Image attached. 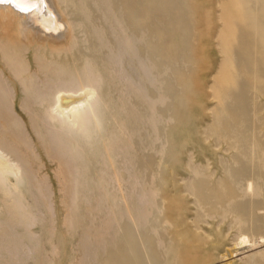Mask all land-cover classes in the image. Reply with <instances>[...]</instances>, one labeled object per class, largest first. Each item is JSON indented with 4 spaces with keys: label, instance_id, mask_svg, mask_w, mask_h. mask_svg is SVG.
<instances>
[{
    "label": "rangeland",
    "instance_id": "obj_1",
    "mask_svg": "<svg viewBox=\"0 0 264 264\" xmlns=\"http://www.w3.org/2000/svg\"><path fill=\"white\" fill-rule=\"evenodd\" d=\"M107 1H109L108 3H110L109 6L107 5L106 0H103V2H104L103 8L98 6V9L100 8L101 12H104L106 14V16L103 19L101 18V20H104L101 22H102L104 27L107 26L108 28L109 27L110 28L114 27V28L112 30V28L107 29V27H106L105 29H106V33H108L107 34L108 38H106V36L105 37L103 36V38H105V39H103V41H101L102 39H99L98 41L100 43H102L106 39H108V41L107 40L105 41V42H107V45H108V43L110 45L111 44L113 45L112 47L111 46L107 47L106 45H104L102 43L103 49H105L107 47L105 49V50H107L110 47L108 49L109 51L107 50L108 52L105 50H102L104 52L101 55V56H103L104 53H106V57L105 56L104 57L106 59L108 58L109 60H105L104 57L100 58V54L98 51L99 48L95 49L94 45H92L93 41L96 40L95 38L93 40V37H92L93 36L92 32L95 31L94 27L92 26L93 31H91L92 28L89 27L90 25L88 24L89 26H87V24H86L89 20H90L89 22L91 24H94V25L96 24L93 21L94 19H96L98 17V16L95 17L97 15V11H96L95 12L96 14L95 13L92 14V15H94L95 18H93L92 15H90V16L93 19L92 18L89 19V17L88 18L84 17V18H86L85 21H87V22H84V18L83 19L81 18L82 27L85 30L87 27L88 28L86 30L85 38L82 39V42L79 45V51L76 50V52L77 51L81 52V54L79 53L80 56H78V54H77L78 52L77 53L75 52V58H74L75 63H74V61L69 59V57L73 52V51L71 52L70 50L76 49L75 48L76 45L72 44V43L76 42V39L74 38L75 37L74 32L71 30L72 25L68 24L67 21H66L65 27H67V26L68 27L64 29L62 37L61 38L59 37L57 39L52 38V39H55V40H52L50 37H48V38L45 36L43 37L39 33H35L36 31L32 30L30 27L29 28L28 27L22 28L21 24L19 23L20 20H22L21 18H19L20 19L19 20L18 16L16 17L13 13H11L7 9H5V10L0 9V39L6 41L9 44V45L8 44L7 45L10 47V49L12 47H14V50L12 51V49H11L10 53L8 50L4 49L6 51V55H7V51H8V54L15 53L16 52L15 50H19L17 48L22 49V50H19L20 53H21V51H23L21 53V57L23 56L22 61L19 63L8 61L5 58H3L2 56H0V149L1 150L5 149V150H3V152H7L8 155L11 154L10 157L11 158L13 157L16 160L15 162L17 164L20 163L19 166H20V169L22 170L23 173L24 172L26 173V170L28 171L24 175H25L26 179L30 180V182H31L29 189H28V191H30L31 193H29L28 191H27L28 193L26 191H23L24 196L22 195L23 199L21 200V203L22 202L24 203V204L22 203L24 208L27 207L26 208L27 212L29 211L28 214L30 215V213H33V214H31L32 218L36 219V221H35L36 223H35V225H33V228L30 227L32 224L29 226V228H30V229H28V230H30V232H29L30 235H29V233L27 232L28 225H27V227H25L26 225H24L23 223H20V225H18V224H16L17 221L14 220L15 218L11 215L9 216L8 213H9V210L11 209L12 205L10 206V203L4 197L5 195H3L0 191V207H2V208H0V216H1L0 217L1 218L0 219V239L3 240V241L0 240V258L2 257L1 258L2 260L0 259V264H104L105 261L109 259V257L106 260L103 257L108 256V254L114 255L113 257L115 260L112 258V256H110V258H112L114 261H116L114 264H118V263L119 264H125L124 261L126 263H129L130 258L127 257L129 255V250H128L129 244L127 242L128 240H127V235H126V231H125L127 229L131 230V232H132V230H134V232H132L131 234H132V236H135V237H133L135 244L138 246L139 245L141 246V249H140V247L137 248L138 253H141L143 255V252H145V250H146V253H148L149 255L154 257V259L152 258L153 260H151V258H150L151 256L149 257V259H148L149 262H150V260L152 261L149 264H155L157 261H159V263L157 262L158 264H214L211 262L206 263L212 257L209 255L206 256L205 253L203 254L201 252V248L204 249V244L213 243L217 236L218 237L220 236L219 242L221 241V249L232 247L235 240H236V237H237V235H239V233L245 234L251 240H258L259 241L260 235H261V237L264 238V223H263L264 222V198L262 196H257L256 198L251 199V200L245 198L243 201L240 202V204H237L236 201L234 200V195H233L234 193L229 192L231 190V188L228 186H225V184H227V183L224 182V186L227 188L224 192V196H223L224 198H222L223 200L221 199L222 201L220 200L221 202L219 203V205H222L221 208H224L225 207L224 203L230 202L228 204L227 210L233 214H236L238 212L241 213L243 216V220H245L244 221L245 227L238 230L236 227L237 222L233 218L234 215H232L231 217H230V215H227V216H225V220L222 223L218 224V221H220V220L217 218L215 220L210 221L213 224L219 225L218 231H215V232L213 231L212 236L210 238H208V237L198 238L195 234L191 233L190 230H188L187 226L181 227V229L179 227H178L179 228L178 229L175 225H174V227L171 226L170 222L176 220V219H174V220H171V219H173V218L178 219V217L175 216L174 213H172V217L170 219L169 214H167V211H166V208L169 205V203L166 200L168 195H167L166 191H164L163 187H161V185H162L161 181H163V180L165 181L166 177H165V175L162 176L163 178H160L161 179L160 181H158V179L151 177L152 176L151 175V171H152L151 165L154 163L153 161H156V158H158V156H162V155H165L166 153L170 152L171 141H172L169 138L170 134L173 133V130L174 131L178 130L177 129L178 127L176 128L178 122L179 123L185 122V121L181 120V117L183 119V116L185 115L184 113H186L185 112L186 107L192 108V110L194 112L196 110L198 115L200 113H202L201 114V116L203 115L202 116V125L207 126L206 128L204 126V129H206L207 132L211 131L210 133L220 134L221 132L224 133L223 130L229 127L228 131H227V129L224 130L225 132H228V133H225V135L227 134V136L232 135V132H233V131H231V130H233V129H231V127L233 128L232 125L234 123V119L230 118V117L232 115L233 116L236 115L235 107H237V106H239V107L241 106V108L243 107L242 108L243 109L242 110V117H244V119H243L244 121L246 120V117L249 114L248 109L250 106H252L251 105L252 102L250 99V93L248 92L247 85L244 81H242V80L240 81L239 79H237L238 77L233 72V64H230V63L234 62V58L236 55L235 47H233V44H231V43L229 44V46H228L229 47L228 48V54H229L228 59L229 60L231 59V61H229L228 63L224 62V56L222 55L223 53L221 54V52H222L221 48H219L217 46L219 42H218V40L215 39V35L219 31V26L222 25L221 22L219 21V19H217L218 14H219V8H218V1L219 0H196V1L195 0H172V1L171 0H155L154 1V10L152 11V13H149V15H148L150 18L147 16L146 21L139 27V29H140V31L142 30V32H145V34L143 33L145 35V37L142 34L144 37L143 38L144 40L141 38L142 39L141 43L144 45V48L146 49V50L145 49L143 50L145 52V54L144 53H142V54H144V56L147 54L146 58L144 57L145 58L144 60L149 61L150 64H151V61L154 60L153 64L155 66L154 67L155 69L150 67L149 62L145 61L147 64L145 62L142 63L141 62L142 60H138V59H137L138 61H136V62H134L135 60L133 61V58H135L133 53H135V51H134V49L131 48L132 44L130 45V43L134 40L133 42H134V44H136L135 43L136 40L134 39L135 38L134 36L136 35V33H135L136 29H134L132 24L129 23L131 21L129 19L130 16L128 14L127 9L134 8L133 3L135 1H133V0H107ZM136 1L138 3L141 2V0H136ZM137 2H135V3H137ZM100 3L102 6L101 0L97 3V5H100ZM112 3H113V5H112ZM172 5L178 6V7L175 6L177 9L176 8H175L176 10L173 9ZM190 5L193 7H191ZM128 6H130V7H128ZM112 7H113V9H112ZM109 8L112 9L113 17L115 14H116V16H117V14L120 16V19L118 16V18L112 17L111 20L117 19V22L120 20L118 23L116 22L117 25H121L120 23L125 24V26L123 24H122L123 26H120L121 32L118 29H116L118 26L112 24V21L109 20V18L111 17L110 15L108 16V13L110 12ZM190 8H191V10H190ZM195 8H196V11H195ZM198 8L200 10V13H199ZM191 11H193V12L195 11V12L193 13ZM124 12L127 14H125ZM216 13H217V15H216ZM190 14H191V16H193V18L190 16ZM197 14H199V15H197ZM178 16H179V18H178ZM189 16L193 19L192 20L193 22L191 21V18ZM176 17H177V19H176ZM181 17H182V19H181ZM197 17H198V19H197ZM62 18H65V17L62 16ZM121 20H122V22H121ZM179 21H183V23L181 24V22H179ZM5 22H6V24H5ZM173 22H175V23H173ZM197 22L200 24V26ZM109 23L111 24V26ZM113 23H114V20H113ZM148 23H151V24H148ZM184 23L186 24V26H184L185 25ZM189 23H192V24L189 25ZM129 24H131V25H129ZM145 24H148V26H149L148 31H146L147 29H145V28H147V26ZM170 24L172 26V27L170 26L171 29L173 28L172 30L170 28L169 29L167 28L168 25H170ZM199 27H202V28H199ZM3 28H4V30H3ZM72 28H73V26H72ZM90 28H91V30H90ZM95 28H97V26ZM150 28L154 29V30H151ZM176 28H178V30ZM197 28H199V29H197ZM125 29L127 31H125ZM133 29H134V31H133ZM143 29H144V31H143ZM155 29L161 30V31L162 30L166 31L168 29V31H167L168 33L167 32H165V33L161 32L162 33L161 34V33H159L160 31H156ZM189 29H190V31H189ZM89 30L91 31V33ZM110 30H112L113 32L112 33L109 32ZM149 30H150V32H149ZM88 31H89V33H88ZM118 31L120 32V34ZM151 31L154 34H152ZM177 31L179 33H181L180 34L181 36L178 34H175V32L177 33ZM187 31L191 34H188ZM95 32H97V31H95ZM95 32H93V33H95ZM146 32H148V33H146ZM170 32H171V35H167V34H170ZM182 33H187V34H185L186 39L190 38V39H187L188 41L184 38L187 43L189 42L188 46H187L188 49L186 48L187 43H185V41H182V42H184L183 44H185V45H183L182 42L180 41L181 39L184 40L183 39L184 36L182 37V35H183ZM192 33H194V34H192ZM87 34H89L90 37ZM132 34H135V35H132ZM157 34L159 36H156ZM94 35H96V34H94ZM146 35H147V37H146ZM152 35H154L155 37L153 36L154 37L153 38ZM187 35H189V36L187 37ZM194 35H196V36H194ZM91 37H92V39H91ZM151 37L153 40L151 39ZM109 39H110V41H109ZM121 39H122V41H121ZM157 39H159V40H157ZM164 39H166V40H164ZM1 40H0V43H2V44H1L0 48L2 46L3 47L6 46L5 42H3ZM8 40H10V41H8ZM148 40L149 41L152 40V42L150 41L152 44L150 42H148V44H147V42L143 43V41H148ZM168 40H170V41H168ZM19 41H20V43H19ZM87 41H89V42H87ZM120 41L122 43L123 42H125V43L122 44ZM126 41H128V42H126ZM153 41H155V42H153ZM159 41H162V42L160 43ZM85 42H86V44H85ZM174 42L176 43L177 46H175L173 44ZM179 42H180V44H179ZM199 42H200V46L198 45ZM126 43H127V45H126ZM145 43H146V45L151 44L150 46L153 47V49L155 48V50L157 52L155 50L149 48V47H146ZM153 43L156 45L158 43L159 47H157V46L154 47ZM17 44L19 47L17 46ZM10 45H12V46H10ZM71 46L74 48H72ZM83 46L86 48H84ZM134 46H136V45H134ZM89 47H90V49H89ZM162 47H165L166 50L164 51V49H161ZM170 47H171V49H170ZM231 47H232V49H230ZM87 48H88V50H87ZM91 48H92V50H91ZM100 48H102V46H100ZM130 48L132 50H130ZM199 48H201V49H199ZM124 49L125 50L127 49L126 51L129 50L131 52V54H133V57L129 54V51L127 53L126 51H124ZM159 49H161V51H159ZM197 49H198V51H200V53L197 51ZM0 50H3V48ZM84 50H86V52ZM167 50H169V51H167ZM192 50H194L196 54L193 53ZM229 50H230V52H229ZM67 51L68 52L70 51L71 53L70 52L68 53ZM132 51H133V53H132ZM172 51L174 52L173 54H175V55H173L171 53ZM38 52H43V53L45 52L46 57L53 59L54 62L53 63H43L44 60L40 58L41 53L39 54ZM153 52L157 53L156 55L154 54L156 56V58L159 54L158 52H162V53H160L159 57L157 59H155ZM163 52H164V54H163ZM179 52H181V53H179ZM3 53L5 54L4 51H3ZM56 53L59 55H55ZM63 53L65 54V57L63 56L64 55ZM66 53L69 54V56H67L68 58L66 57V55H67ZM150 53L153 56L151 55V57L149 59L148 56H150ZM86 54H88L89 57L86 56ZM93 54H94V56L90 57ZM137 54H138V52H137ZM169 54H172V55H169ZM194 54L196 57L194 56ZM197 54L199 56H197ZM96 55L98 57H96ZM163 55H165V56H163ZM83 56L91 58L90 60L92 62H90V60H89V67H91V68H89V73H90V70H92L94 72V70H96V67L97 68L100 67V65H102L104 61H109L108 62L109 65L107 64V62H105L104 65L101 66V68H98L99 71L97 69L99 74L101 73L100 70L102 69L103 75H105L104 76L105 78H103V77L102 78L107 79V80H102L101 79L102 75H100V80H102L101 84L104 86L109 85L107 87L105 86L106 92L104 94L108 95V96H106V98L112 104V105L109 104L110 106H108L109 107L108 110L109 111L111 110L112 112L110 111L111 114L106 115V119H105L106 121L104 123V126H105L104 129L105 130L102 134L103 135L102 138L103 139L105 138V140H107V138H110L111 135L113 133H115L114 138L116 135V138L118 137V139H114V138L110 139V142L113 139L111 142V145H112L111 147L114 146L112 148V152H111L112 154L111 155L110 154L108 155L105 152L104 146H106L107 142L106 141L104 142V140L101 137L100 138L102 140L98 137L96 138L97 140L99 139V143L95 139V141H93L94 144H92V146L90 145L88 147L87 146L84 147V149L82 148V151L84 152L85 149L87 150V149H90V147H91L89 152L92 155L87 154L88 150L87 151L85 150L86 153L85 152L83 153V155H84L83 157L84 158L88 157L87 158V160H88L89 157L91 156L90 157L91 160L89 159L87 161L86 159L84 160V158L80 159L81 164H83L84 162H87V163H84L82 165L84 168V169L82 168V170H85V171L81 170V172H80V169L78 171L76 170V168L78 169V165H79V161H80L78 159L79 156L77 159H75L77 156L75 158H73V156H75V155L71 156L72 154L69 153L72 151H66V150L70 149L68 143H67V146L69 148L67 149V147H66V149H65L66 143H64V142H66V140L64 138L58 136L61 134H59V132H58L57 133L58 135H57L56 134L57 130H55L54 128H51V126L49 124L50 122L49 121L46 122L43 117H44V114L50 108V106H53L54 101H56L55 100L56 96H54V97L52 96V99H51V97L49 98L50 95H52L53 93H55L56 90H59V89L60 90H64V89L67 90V88H68V90L69 89L72 90L74 88L75 89L77 88V86H78L77 84H79V82H78L77 78L74 77V75L68 74V73H70L68 68H71V66L73 64L78 66V67L81 66V64H80L81 60L80 59L84 58ZM94 57H96L95 60H94ZM166 57H168L167 61L173 60L174 64H172V62H170V63L167 62ZM194 59L197 60L198 64L195 63L196 65H193L194 64L193 62H195ZM68 60H70L71 62ZM99 60H100V62H98ZM129 61H133V63H131V66H130V63L129 64L127 63ZM59 62L65 63L66 69H63L61 71H58L59 73L58 72L56 73V71H55L56 65L55 64H58ZM95 62L97 63V65L95 64ZM221 62L224 64H222ZM91 63H92V65H94V67H92ZM158 63L159 64L162 63L163 65L165 63V65L164 66H162V64L157 65ZM167 63H169L171 65L169 67H167V65H169ZM199 63H201L202 65L200 64L201 66H199ZM217 63L221 67L217 66ZM225 63H227V65H225ZM209 65H210V67H209ZM21 66L24 68H22ZM105 66H107L109 69L103 68ZM171 66L173 69L172 68L170 69ZM194 66H196V67H194ZM197 66H199V68H197ZM227 67H228V69L230 68L229 69L230 71L225 73L227 75H224L223 73H224V71H227ZM54 68H55V70H54ZM150 68H151V70H150ZM194 68H196V69H194ZM104 69H108V72H107V70L104 71ZM157 69H159L160 70L159 72L163 73V74L158 76V81L156 82V84H154L156 87L155 91L157 90V88H159L160 90H158V91H159V93H161L162 92L161 90L164 89L163 92H165V93H161L160 95L161 96L164 95L163 98H166L165 101L167 103L164 100H162V102L164 101L165 103L160 102V103H162V104H160L159 102H156V101H159V99L156 100L157 98H155V101H154L153 100L154 98L152 99L150 97L151 95H148L149 93L146 92L147 90L145 89L146 85H145L144 81L151 80L153 72L154 73L158 72ZM204 69H205V71H204ZM191 71H193L194 74ZM216 71L219 72V73H217V77L219 78L218 84L220 86L219 87L220 90L221 91L227 90V88H228L227 91L221 92L222 98L220 97V102L219 101L217 102V100L214 98V96H212L213 92L211 89L212 83L214 82L213 78H214ZM61 72L63 73V75ZM106 72L109 73V75L106 74ZM164 72H165V74H168L167 77L165 76ZM230 72H231V74H228ZM64 73H66V74H64ZM133 73L139 74V80L135 79L132 76ZM191 73H192V75H191ZM57 74H59V76ZM95 74H96V71L94 72V75ZM94 75L92 72L89 75V80L92 84H93V82L95 84V82L97 80V79H95ZM97 75H98V73H97ZM222 75H223V78L221 77L222 79H220V76H222ZM64 76L66 77V79H64ZM69 76L73 77L74 80L72 78H69ZM225 76H228V77L225 78ZM61 78H63V79H61ZM96 78H99V77L97 76ZM178 78L181 79L183 81V83H181V80L178 83V81H177V80H179ZM58 79H59V81H58ZM67 79H69L70 81L73 80L75 84L73 82H70L69 80L66 81ZM184 79H185V81L187 79L186 83L191 84L192 86L185 84ZM200 79H201V81H200ZM225 79H227V81L229 83H227V81H225ZM197 80L200 81L201 83L198 82ZM106 81L107 82L110 81V83L108 82L109 83L108 84V83H106ZM165 81L169 82L170 84L165 82ZM210 81H211V83H210ZM224 81H225V83H223ZM111 82H113V83H111ZM137 82H139V83H137ZM163 82H164V84L165 83L169 84V87H170L169 89H171L172 87L173 88L171 90L167 89L169 91V92H167V90H165L166 88H168V86L166 84H165V87L162 86L163 89L160 86V85H164ZM220 82H221V85H220ZM230 82H232V83H230ZM97 83L100 85L98 80H97ZM205 83H206V86H205ZM222 83L225 84V86L222 85ZM111 84H113V86H111ZM181 84H185V85L182 86ZM115 85L117 86V88L115 87ZM179 85H180V87H179ZM236 85H237V87H236ZM139 86H140V88L142 87L141 88L142 92L139 90L140 89ZM186 86H188L187 87L188 92L186 91L187 89L184 90L186 88ZM197 86H198V88H197ZM228 86L231 88L229 89ZM232 86H235V87L233 88ZM110 87H112V89H113V87H114V89L115 88L120 89V93L123 94L124 96H125L124 92H126V91L130 92V93L127 92V94L129 96L131 95L132 92H134L132 94L134 95V97L136 99L132 98L133 95H131L130 100H133L132 102L128 99L129 103H127V101H125V99H122V100H124L123 102L126 103V105H127L124 107L129 108V110L127 108L124 109V111H126V110L129 111L128 115H127L128 111L125 112L127 117L121 116L125 113L121 108H118L120 104H119V102L116 101L117 96L115 95V92H117V91L114 90L115 91L114 92L112 89H110ZM181 87L182 88L184 87L183 90L187 93L193 91L191 93L194 94V92H196L195 93L196 97L201 98L199 100L202 102L203 107L200 106L202 109L198 110V107H193V106H184V107L181 106L180 109H178L179 105L182 103V102L180 103V100H182L183 98H184L183 100L186 99L185 97L190 98V100H192V102H193V100H195V98H194L195 95H192L189 93V95H191V96L188 97V94H185V92L182 90ZM107 88H108V90L110 89L112 91V93H111V91H109L112 96L115 95V98L113 97V99H115V100L112 99V96L110 95V93H108ZM234 89H236V90H234ZM148 91L150 92V90H148ZM210 91H211V93H210ZM180 92L183 95L182 94L180 95ZM62 94L63 93H59L58 97L64 96V94L63 95ZM116 94H119V93H116ZM229 94H231V95H229ZM105 95H104V97H105ZM65 96H69V95L66 94ZM110 96H111L112 100L110 99ZM129 96H126V97H129ZM161 96H158L160 98V100L162 98ZM137 97L138 98L140 97V99L138 100ZM141 98L143 100L145 99L144 101L147 102V104H149L148 101L150 102L152 100V101L157 103V106H155L156 103L153 104L154 102L151 103L152 102L151 101L150 104H153V105H152V107L148 105V107H150L148 109V108H146V106L143 105L145 103L143 100H142L144 102L143 104H141L142 102H139V101H141ZM198 98H196V99H198ZM25 99H26V101H25ZM126 100H127V98H126ZM135 100H136V103H135ZM37 102H39V103H37ZM112 102H114V103H112ZM175 102L178 104L177 106H176ZM133 103H135V104H133ZM55 104H54V106H55ZM132 104L134 105V107ZM163 104H164V106H163ZM220 104H222V106H220ZM21 105H22V107H21ZM27 105L28 106L30 105V106L28 107ZM158 105L162 106L163 108H161ZM165 105L167 106L166 108H165ZM216 105H218V107ZM111 106H112V109L113 108L115 109L114 112H116V114L113 112L114 109L113 110L110 109ZM116 106H117V108H116ZM27 107H28V109H27ZM131 107H133L134 110L136 108L138 109L140 107V109H139L140 111L136 110L138 112V114L136 111L133 112ZM153 107H154V109H153ZM141 108H142V110H141ZM158 108H160L161 110ZM222 108H224V109L222 110ZM246 108H247L246 111H248V112L245 111ZM117 109H118V111H117ZM120 109L122 110V112H119ZM176 109H178L180 111L182 109L183 111L184 110L185 111H184V113H183V111H181L180 113H178L179 114L178 115L175 113L177 111ZM213 109H215L214 113L212 112ZM225 109H227V110H225ZM31 110H33V111H31ZM148 110H149V112H147ZM152 110H154V112L156 111L157 114L155 113V115H154V112ZM157 110H160L163 113L162 114L160 111H158L159 113H161L162 116L157 112ZM207 110H208V112H207ZM220 110H222V113ZM228 110H230L231 112ZM199 111H201V112H199ZM224 111L227 113H225ZM28 112H29V114H28ZM131 112L133 113L135 118L138 117L139 114H140L139 115L140 117L143 114H144L143 117L146 116L145 114H147V115L153 114V116H151V118L152 119L155 118V119L152 120L153 123H151L152 121H150L149 119H144V118H140V117L137 118L136 119L137 121L140 119L142 121L145 120V123H144V121L143 122L139 121V122H142L145 124V125H143L144 129H141L142 123L141 124L138 123V126H136V127H135V125H137L136 120L134 121V119H132V123H131L130 118L131 117L133 118V115L130 116ZM135 112H136V114H134ZM211 112L213 114H215V116L217 117L218 126L215 125L217 128L214 127L213 124L209 123L214 116L213 114H211ZM229 114H232V115H229ZM47 116L48 115H46V117ZM110 116H112V118L114 116H116V117H114L112 119V118H110ZM120 116H121V120H120ZM128 116H130V117L128 118ZM41 117L43 118V120H40V119H42ZM160 117L162 119V122L158 121V120H161ZM172 117H175V119ZM176 117H178V118L176 119ZM123 118L125 119L124 122H123ZM117 119H119V120H117ZM179 119H180V121H179ZM126 120H128V121L130 120V121L128 122ZM147 120H149L148 121L149 125L146 123ZM115 121H117V122H115ZM229 121L230 122L233 121V122L230 123ZM135 122H136V124H135ZM158 122H160V123H158ZM206 122H208L210 124V126H208V123L206 124ZM221 122L225 125H222ZM227 122L230 125L228 127H227V125H228ZM246 122L248 123V117H247V121H245V123ZM40 123L43 125H40ZM127 123H129V124H127ZM156 123L158 124V126L156 125ZM13 124H15L16 126L15 125L13 126ZM17 124H18V127H17ZM118 124H121V127H124V128L129 126V127H131L130 129H133V127H135L133 130H135L137 128L136 130H138V131L135 132V134L137 133L136 136H134L135 135L134 131H133V133L130 132L132 130H130L128 127L127 131H129V133L131 134V136H129L130 134L126 133L127 131H122L123 130L122 128H120V129L117 128L120 126V125L118 126ZM133 124H135V125L133 126ZM159 124H160V126H159ZM185 124H187V122ZM44 125H46V126H44ZM48 125L50 127H48ZM146 125H148V126H146ZM150 125L152 126V129H150ZM157 127H160L159 128L160 130ZM218 127H219V129H218ZM116 128L118 130H120V132L113 131V130H116ZM155 128L157 130H154ZM214 128H215V130H214ZM39 129H41L43 131H41ZM140 129L142 130V132L139 133ZM110 130H111V132H110ZM213 130H214V132H213ZM38 131H41V132L39 133ZM154 131H156V132H154ZM45 132H46V134H48V136L46 134H44ZM124 132H125V134H124ZM151 132H152L153 136L155 135V137L152 136ZM43 134L45 136H43ZM117 134H121V135L123 134L121 136L122 142H120V137H119V135L117 136ZM156 134H158V135H156ZM56 135L58 137H60V139L61 138L64 139L63 143L61 142L62 139L60 140ZM149 135L153 139L151 137L149 138ZM132 136H133V139H132ZM139 136L142 138L137 139V138H140ZM156 136H158V137L161 136V138H158ZM162 136H164L163 137L164 140L162 139ZM41 137H43V140H41ZM112 137H113V135H112ZM128 138L131 140H127ZM155 138H157L156 141L158 140V143H156V141H155V144H154L153 142H154ZM147 139H148V141H147ZM204 139H205L204 137L201 139L199 138L198 143H200L199 144L201 146L200 148L204 152H206L208 155L209 154L210 155L219 154L221 152V150L224 149V144L223 145L219 144V142L216 143L213 141H208V142L206 141V143L203 144ZM115 140H117L118 142L116 141L114 143ZM123 140H125V141H123ZM126 140L129 141L130 143L127 142ZM138 140L141 141L142 146L140 145V143H138ZM150 140H153V141L151 142ZM159 140H160V142L162 141L160 143V146L162 148L161 150L159 147ZM199 140H200V142H199ZM135 141H136V143H135ZM143 141H144V143H142ZM164 141H165L164 146H166L165 148L162 146V143L164 144ZM125 142H127L128 144H126ZM41 143H43V144L41 145ZM116 143H118V144H116ZM152 143L155 146H153ZM1 144L4 146H2ZM102 144L104 146H102ZM130 144L133 146L132 148H131ZM136 144H137V146H136ZM148 144H150V145H148ZM218 144H219V146H218ZM188 145H186L184 147H186V149H187L188 147H190ZM45 146H46V148H45ZM150 147H152L153 152H154V150L156 151L158 149L157 152L159 154L157 152H154V154H152L153 152H151L152 149H150ZM156 147H159V148H156ZM184 147L181 146L180 149L182 151H184L185 150ZM7 148H9V149H7ZM205 148H207V149H205ZM119 149H120V151H119ZM159 150L161 151V153L163 152L164 154L162 153L160 155ZM148 151H150V152H148ZM62 152H64V153L62 154ZM118 152H121L122 154H118ZM15 153H17V154H15ZM93 154H95L96 156L93 157L94 156ZM86 155H88V156H86ZM121 155H123V156H121ZM150 156H153V159ZM99 157H100V159H99ZM123 157H126V158H123ZM1 158H5L3 160H4V162H6V160H7L6 157L1 156L0 159ZM92 158H94V159L92 160ZM97 158L99 160H96ZM147 158H149V159H147ZM126 159H127V161H129V163L127 161H125ZM1 160H0V163L3 161V160L2 161ZM148 160H149V162H148ZM96 161H98V162H96ZM94 162H96V163H94ZM139 162H140V164H139ZM148 164H150L149 166H151V167H149ZM155 164H156V162L154 163L152 169L155 168L154 167V166H156ZM139 165H141L142 168ZM87 169H88V171H86ZM137 170H139V171H137ZM89 171L91 173H88ZM79 173H81V176H78V175H80ZM85 173H86V175H85ZM88 174L89 175L91 174V176H89ZM143 177H145V178H143ZM147 177H148V180H147ZM87 178H89V179L87 180ZM152 178H153V180H152ZM96 179H98V180H96ZM142 179H143V181L141 182ZM9 180H8L9 184L11 186H13L14 181L12 179H9ZM149 180L154 181L153 182L154 185L152 187H150L152 184H151V181L148 182ZM86 181H88V182H86ZM146 183H148V184L150 183L151 185L150 186L148 184L145 185ZM97 184H98V186H95ZM101 184H103L102 186H104V188L106 189L107 192L103 191L105 189L102 188ZM146 186H148V189L151 188L150 189L151 194H149V192L146 191ZM152 188H156L157 194L155 192L151 191ZM101 189H103V190H101ZM138 191H140V193ZM142 191H143V195H141ZM104 192H106V193H104ZM145 192L148 195H146ZM78 193H79V195H78ZM107 193L113 194V196L109 194L110 199H113L112 197L118 198V199L115 198L117 200L118 206H116V204H115L116 203L114 201L115 199L113 200L114 202L109 201ZM228 193H230V194L228 195ZM124 194H126V195H124ZM139 194H140V196H138ZM225 195H227V196H225ZM141 196L146 197V198H143ZM123 197H125V198H123ZM231 197H233V199ZM80 199H81V201H80ZM155 199H156V201H155ZM163 200H165L166 202ZM35 201H36V203H38L37 205L35 204ZM209 201H212V198ZM109 203H110V205H109ZM221 203H223V204H221ZM33 204H35V207ZM39 204H41V206ZM112 204H113L115 209L111 206ZM158 204L162 205V207L158 206ZM38 205H39V207H38ZM108 205L110 207H112L114 210L110 209V207ZM151 205L153 208L148 207ZM129 207L132 209L131 210L128 209ZM257 208L258 209L262 208V210H257L253 213V215L249 216V213L251 212V210L257 209ZM157 209H158V211H156ZM160 209H161V211H159ZM111 210H113V211H111ZM128 210H130V211L128 212ZM208 210L209 209L207 208V211ZM219 210H220L219 208H216L215 211L217 214L219 212H221V210L220 211ZM118 211L120 213H118ZM111 212L113 214L117 212L116 213L117 215L121 214V215H119V216H121L120 219H118L119 218L118 216H116V218H114L115 215H112ZM146 212L147 213L150 212V216ZM131 214L135 215L133 217H135L136 219L134 218V220H133ZM151 215H152V217H151ZM154 215H156V218ZM160 215H162V216H160ZM7 218H9V220H7ZM145 218H146V220H144ZM35 219H32V220H35ZM148 219H149V221H148ZM32 220H31V222H32ZM158 220H159V222H158ZM166 220L167 221L169 220V223ZM7 221H11V223L7 222ZM123 221H124V224H123ZM32 223H34V221ZM125 223L128 227L125 225ZM165 223H167V224H165ZM22 224L24 226H22ZM122 224H123V226L124 225L125 226L121 227ZM162 224H164V225H162ZM148 226H150V229H148ZM19 227H21L23 230L21 231V228H19ZM141 227L142 228L144 227V228L142 229ZM146 227L148 230H146V233H145ZM153 227L156 228V231H155V228H153ZM169 227H171V229ZM122 228H125V229H123L125 232H122L123 231ZM176 228L178 230H175ZM24 230H25V232H27L28 235L25 232H23ZM153 230L155 232L158 231L161 235L158 232L152 233V232H154ZM140 231H143V233H141ZM182 231H183V233H182ZM149 232L152 235L153 234L155 235V237H153V240L147 239L148 235L150 236ZM173 233L175 236H173ZM137 234H138V236H136ZM145 234H146V236H145ZM163 234L166 236H164ZM28 236H31V238L35 241L36 245L34 242H32L33 240L31 238L30 239L26 238ZM176 236H178L179 238ZM184 236L186 238H184ZM158 238L161 240H159ZM124 239L126 240L127 245L125 244ZM5 240H7V241H5ZM25 240H28V242ZM30 240H31V242H30ZM65 241L68 244H66ZM192 243H195L196 245L193 244L194 245V247H193ZM197 243H198V245H197ZM64 244H66V245H64ZM143 244L145 245V249H143L144 248ZM167 244H169V245H167ZM32 245H34L33 249L31 248ZM152 245H153V249L155 248L154 254H152L153 252H151L152 251L151 250ZM64 246H65V248H64ZM126 246H128L127 249H126ZM155 246H158V249ZM197 246H198V249H197ZM122 249H126L128 251L127 254ZM156 249L158 252L156 251ZM109 250H110V252L113 251L115 254L109 253ZM141 250H144V251H141ZM204 250H206V249H204ZM116 253L118 255H116ZM119 253H121V254H119ZM251 253H253L254 255L251 256ZM248 254H249V256H248V258H246L247 260L244 259L245 262H244V260H243V262L237 261L234 264H249V263L250 264H258V263L264 264V252H263L262 256H255L256 254L254 252H249ZM119 255H122V256L120 257ZM123 255L125 257H123ZM157 256H158V258H157ZM116 257L117 258L120 257L122 259V261L121 260L120 261L123 263H120L119 259H117ZM122 257L125 259H123ZM159 257L162 259H160ZM174 258H175V260H174ZM126 259H127V261L128 260L129 261L127 262ZM165 259H166L167 263H164ZM181 259H183V260H181ZM201 259H202V261L200 262L199 260H201ZM144 260L146 263H144V261H142V264L143 263L147 264L148 261L146 259H144ZM155 260H157V261L155 262ZM160 261H161V263H160Z\"/></svg>",
    "mask_w": 264,
    "mask_h": 264
},
{
    "label": "bare ground",
    "instance_id": "obj_2",
    "mask_svg": "<svg viewBox=\"0 0 264 264\" xmlns=\"http://www.w3.org/2000/svg\"><path fill=\"white\" fill-rule=\"evenodd\" d=\"M100 0H43V5H42V7L40 8V10H39V12H30V13H21V12H19L17 9H15L14 7H13V5L11 4V3H8V2H0V9H7V10H9L11 13H13L16 17L18 16V19L19 18H21L22 20H20V24H21V27L23 28V27H30L32 30H34V31H36L35 33H39L40 35H42L43 37L45 36V37H50L51 39L52 38H55V39H57V38H61L62 37V34H63V31H64V29L65 28H67V27H65L66 26V21H67V23L68 24H70V25H72L73 26V28H72V26H71V30L74 32V38L76 39V42L75 43H72V44H75L76 45V49L74 50H70L71 52H72V54L70 55V57H69V59H71L72 61H74V63H75V52H76V50H78L79 51V45L81 44V42H82V39L83 38H85V35H86V30H87V28H86V30L82 27V20H81V18L83 19L84 17H86V18H88L89 17V19H91L92 17L90 16V15H92L93 13H95L96 11H97V15L95 16V17H97L96 19H94L93 21L96 23L95 25L94 24H91L89 21L87 22V21H85V19L86 18H84V22H87L86 24H87V26H89V27H91L92 28V26L94 27V30L95 31H97V32H95V31H93V28H92V30H91V28H90V30L91 31H93V32H95V33H93L92 32V37H93V40H94V38L96 39V40H94L93 41V44L92 45H94V48L96 49V48H99V54H100V58L101 57H106V53H104V55L103 56H101L102 54H103V52L104 51H102V50H105L108 46H113L112 44L110 45L109 43H108V45H107V42H105L106 40L108 41V39H106L104 42H102L104 45H106L107 47L105 48V49H103V44L102 43H100L98 40L99 39H102L101 41H103V39H105V38H103V36L105 37L106 36V38H108V36H107V34L108 33H106V27L107 26H103V24H102V22L101 21H104V20H101V18L103 19L105 16H106V14L104 13V12H101V9L99 8L98 9V6H100L101 8H103L104 7V2H103V0H101L102 1V6H101V3H100V5H97V3L99 2ZM133 1H135V2H137L136 0H133ZM154 1L155 0H141V2L140 3H133V5H134V8H131V9H127L128 10V14H129V16H130V21L131 22H129V23H131L132 24V26H133V28L134 29H136L135 31V33H136V35L135 34H132V35H135L134 37V39L136 40V44H134V40L130 43V45L132 44V46H131V48L132 49H134V51H135V53H133V51H132V53L134 54V57L135 58H133V61L134 62H136V61H138V60H142L141 62L143 63V62H145L146 60H144L145 58H146V55L144 56V54H145V52L143 51L145 48H144V45L141 43L142 42V39L145 37V32H142V30L140 31V29H139V27L146 21V19H147V16L149 15V13H152V11L154 10ZM172 1V0H171ZM196 1V0H195ZM109 1H107L106 0V3H107V5L109 6V4L110 3H108ZM167 2V1H166ZM196 3V2H195ZM166 4V3H165ZM175 4V3H174ZM190 4V3H189ZM197 4V3H196ZM106 5V4H105ZM106 5V6H107ZM112 5H113V3H112ZM180 5V4H179ZM195 5V4H194ZM173 6V5H172ZM176 6V5H175ZM173 6V9H175L176 7H178V6ZM191 6V5H190ZM128 7H130V6H128ZM167 7V6H166ZM191 7H193V6H191ZM218 8H219V14H218V18L217 19H219V21L221 22V24L222 25H220L219 26V31H218V33L215 35V39L216 40H218V47L219 48H221V54L224 56V62H229V61H231V59L229 60L228 59V46H229V44L231 43V44H233V47H235V51H236V55H235V58H234V62H232V63H230V64H233V72L235 73V75L238 77L237 79H239L240 81L242 80V81H244L245 83H246V85H247V88H248V92L250 93V99H251V105L252 106H250L249 107V112L248 111H246L247 110V108L245 109V111L246 112H248L249 114H248V123L246 124L245 123V121H247V117H246V120L244 121L243 119H244V117H242V108H241V106L239 107V106H237V107H235V109H236V115L235 116H233L232 114H229V115H232L230 118H233L234 119V123H233V128L231 127V129H233V130H231V131H233L232 132V135H230V136H227V134L225 135V133H228V132H225L224 130H226L227 129V131H228V129H229V127L228 126H230L229 124H228V122H227V127L228 128H226V129H222L223 130V132L224 133H220V134H214V133H210L209 131L207 132V130L206 129H204V126L202 125V116H201V114L202 113H200L199 115L197 114V112H196V110H195V112L192 110V108H188V107H186V113H184V111L181 109V111H183V113L185 114L184 116H183V119H182V117H181V120H183V121H185L184 123L183 122H178V124H177V126H176V128L178 129L177 131H174L173 130V133L172 134H170V139L172 140H170L171 141V149H170V152L169 153H166L165 155H162V156H158V158H156V161H153L154 163L156 162V166H154L155 168L154 169H152L153 168V165H154V163L151 165L152 166V168H151V177H153V178H155V179H158V181H160L161 179L160 178H163L162 176H164L165 175V177H166V180L164 181H161V183H162V185H161V187H163V189H164V191H166V193H167V202L169 203V205L167 206V208H166V211H167V214H169V217H170V219H171V217H172V213H174L175 214V216H177L178 217V219L177 218H173V219H171V220H174V219H176V220H174V221H172V222H170L171 223V226H173L174 227V225L178 228H180L181 229V227H184V226H187L188 227V230H190V232L191 233H193V234H195L198 238H204V237H208V238H210L211 236H212V232L214 231H218V228H219V223H222L224 220H225V216H227V215H230V217L232 216V215H234V220L237 222V224H236V227H237V229L238 230H240V229H242V228H244L245 226H244V221L245 220H243V216H242V214L241 213H236V214H233V213H230L228 210H227V207H228V204L230 203H224L225 204V207L224 208H221V206L222 205H219V203L223 200L222 198H224L223 196H224V192H225V190H226V188L227 187H225V186H228V187H230L231 188V190L229 191V192H231V193H234L233 195H234V200L236 201V203L237 204H240V202L241 201H243L245 198H247V199H249V200H251V199H254V198H256L257 196H262L263 198H264V0H219L218 1ZM110 9V14L108 13V16L110 15L111 17L109 18V20H111L112 19V17H113V15H112V9H113V7H112V9L111 8H109ZM177 9V8H176ZM175 9V10H176ZM182 10V9H181ZM186 10V9H185ZM190 10H191V8H190ZM193 10V9H192ZM198 10H199V8H198ZM103 11V10H102ZM189 11V10H188ZM195 11H196V8H195ZM194 11V12H195ZM106 12V11H105ZM191 12H193V11H191ZM193 12V13H194ZM118 13V12H117ZM125 13V12H124ZM181 13V12H180ZM189 13V12H188ZM199 13H200V10H199ZM96 14V13H95ZM115 14V13H114ZM125 14H127V13H125ZM12 15V14H11ZM89 15V16H88ZM124 15V14H123ZM177 15V14H176ZM189 15V14H188ZM197 15H199V14H197ZM215 15V14H214ZM216 15H217V13H216ZM62 16H64L65 18H62ZM93 16V18H95L94 17V15H92ZM118 14H117V16H116V14L114 15V17H117L118 18ZM125 16V15H124ZM175 16V15H174ZM190 16H191V14H190ZM189 16V17H190ZM113 17V18H114ZM149 17V16H148ZM192 18H193V16H191ZM190 17V18H191ZM92 18V19H93ZM124 18V17H123ZM150 18V17H149ZM157 18V17H156ZM173 18V17H172ZM178 18H179V16H178ZM191 18V21L193 20ZM65 19V20H64ZM119 19H120V16H119ZM122 19V18H121ZM127 19V18H126ZM176 19H177V17H176ZM181 19H182V17H181ZM197 19H198V17H197ZM113 20H114V23H113ZM113 20H111L112 21V24H114V25H117L116 24V22H117V19H113ZM150 20V19H149ZM162 20V19H161ZM190 20V19H189ZM6 21V20H5ZM108 21V20H107ZM120 21V20H119ZM118 21V22H119ZM171 21V20H170ZM173 21V20H172ZM188 21V20H187ZM190 21V22H191ZM199 21V20H198ZM3 22V21H2ZM110 22V21H109ZM117 22V23H118ZM121 22H122V20H121ZM150 22V21H149ZM153 22V21H152ZM179 22H181V24L183 23V21H179ZM193 22V21H192ZM107 23V22H106ZM172 23V22H171ZM173 23H175V22H173ZM198 23V22H197ZM5 24H6V22H5ZM89 24V25H88ZM110 24V23H109ZM108 24V25H109ZM121 25H117L118 27L116 28V29H118L120 32H121V27L120 26H125V24H123V23H120ZM123 24V25H122ZM131 24H129V25H131ZM148 24H151V23H148ZM148 24H145L146 26H147V28H145V29H147L146 31H148ZM158 24V23H157ZM185 24V23H184ZM183 24V25H184ZM192 23H189V25H191ZM199 24V23H198ZM19 25V24H18ZM85 25V24H84ZM173 25V24H172ZM97 26V28H95ZM110 26H111V24H110ZM145 26V27H146ZM167 26V25H166ZM171 24L170 25H168V29L170 28L171 29ZM184 26H186V24L184 25ZM197 26V25H196ZM199 26H200V24H199ZM202 26V25H201ZM116 27V26H115ZM131 27V26H130ZM129 27V28H130ZM165 27V26H164ZM188 27V26H187ZM186 27V28H187ZM20 28V27H19ZM110 28V27H109ZM108 27H107V29H109ZM112 28V27H111ZM110 28V29H111ZM114 28V27H113ZM113 28H112V30H113ZM124 28V27H123ZM156 28V27H155ZM158 28V27H157ZM166 28V27H165ZM190 28V27H189ZM194 28V27H193ZM199 28H202V27H199ZM199 28H197V29H199ZM134 29H133V31H134ZM139 29V30H138ZM142 29V28H141ZM151 29V28H150ZM168 29L166 30V31H164V30H156V31H160L159 33H161V32H167L168 31ZM173 29V28H172ZM171 29V30H172ZM177 30H178V28H176ZM3 30H4V28H3ZM89 30V31H90ZM112 30H110L109 32H113ZM123 30V29H122ZM129 30V29H128ZM131 30V29H130ZM151 30H154V29H151ZM187 30V29H186ZM185 30V31H186ZM89 31H88V33H89ZM91 31H90V33H91ZM118 31V32H119ZM125 31H127L126 29H125ZM143 31H144V29H143ZM184 31V32H185ZM189 31H190V29H189ZM194 31V30H193ZM120 32H119V34H120ZM131 32V31H130ZM149 32H150V30H149ZM152 32V31H151ZM172 32V31H171ZM171 32H170V34H167V35H171ZM183 32V31H182ZM144 33V34H143ZM146 33H148V32H146ZM168 33V32H167ZM187 33L188 34H191V33H189L188 31H187ZM187 33H182L183 35H182V37H183V39L185 38V34H187ZM94 34H96V35H94ZM130 34V33H129ZM144 35V37H143V35ZM152 34H154L153 32H152ZM162 34V33H161ZM175 34H178V35H180L181 33H179L178 31H177V33L175 32ZM174 34V35H175ZM192 34H194V33H192ZM5 35V34H4ZM88 36H89V34H87ZM111 35V34H110ZM148 35V34H147ZM147 35H146V37H147ZM150 35V34H149ZM202 35V34H201ZM38 36V35H37ZM87 36V37H88ZM95 36V37H94ZM121 36V35H120ZM154 35H152V37H153ZM156 36H159L158 34L156 35ZM173 36V35H172ZM181 36V35H180ZM189 35H187V37H188ZM194 36H196V35H194ZM64 37V36H63ZM90 37V36H89ZM92 37H91V39H92ZM111 37V36H110ZM109 37V38H110ZM152 37H151V39H152ZM155 37V36H154ZM153 37V38H154ZM167 37V36H166ZM7 38V37H6ZM49 38V39H50ZM142 38V39H141ZM164 38V37H163ZM193 38V37H192ZM191 38V39H192ZM196 38V37H195ZM213 38V37H212ZM55 39H52V40H55ZM147 39V38H146ZM156 39V38H155ZM172 39V38H171ZM175 39V38H174ZM186 39V38H185ZM185 39L184 40H180L181 42L182 41H185ZM187 39H190V38H187ZM186 39V40H187ZM197 39V38H196ZM1 40V39H0ZM144 40V39H143ZM153 40V39H152ZM152 40H150L151 42H152ZM157 40H159V39H157ZM164 40H166V39H164ZM193 40V39H192ZM1 41H3V42H5V47H1L0 49H2L3 48V50H0V56H2L3 58H5L6 60H8V61H11V62H15V63H19V62H21L22 61V57H21V53L23 52V51H21V53H20V51L19 50H22V49H20V48H17V49H19V50H15L16 52L15 53H12V54H8V51H9V53H10V50L12 49V51L14 50V47H12L11 49H10V47L8 46L9 44L6 42V41H4V40H1ZM8 41H10V40H8ZM75 41V40H74ZM85 41V40H84ZM92 41V40H91ZM109 41H110V39H109ZM121 41H122V39H121ZM120 41V42H121ZM149 40L148 41H143V43L144 42H147V44H148V42H150ZM168 41H170V40H168ZM167 41V42H168ZM188 41V40H187ZM87 42H89V41H87ZM126 42H128V41H126ZM150 42V43H151ZM153 42H155V41H153ZM160 43L162 42V41H159ZM201 42V41H200ZM200 42L198 43V45L200 46ZM10 43V42H9ZM19 43H20V41H19ZM122 43V42H121ZM125 42H123L122 44H124ZM184 42H182V44H183ZM185 43H187L186 41H185ZM189 43V42H188ZM188 43L186 44V48H187V46H188ZM193 43V42H192ZM195 43V42H194ZM1 44L2 43H0V46H1ZM8 44V45H7ZM11 44V43H10ZM71 44V43H70ZM84 44V43H83ZM85 44H86V42H85ZM152 44V43H151ZM151 44H149V45H146V43H145V45H146V47H149V48H151V49H153V47H151L150 45ZM154 44V43H153ZM169 44V43H168ZM175 46H177L176 45V43L174 42L173 43ZM179 44H180V42H179ZM181 44V45H182ZM16 45V44H15ZM126 45H127V43H126ZM134 45H136V46H134ZM170 45V44H169ZM183 45H185V44H183ZM203 45V44H202ZM215 45V44H214ZM10 46H12V45H10ZM17 46H18V44H17ZM16 46V47H17ZM44 46V45H43ZM100 46H102V48H100ZM134 46V47H133ZM154 47L155 46H157V47H159V45H158V43H157V45L156 44H154L153 45ZM171 46V45H170ZM180 46V45H179ZM232 46V45H231ZM19 47V46H18ZM72 47V46H71ZM84 47V46H83ZM173 47V46H172ZM181 47V46H180ZM24 48V47H23ZM56 48V47H55ZM64 48V47H63ZM72 48H74V47H72ZM84 48H86V47H84ZM93 48V49H94ZM110 48V47H109ZM108 48V49H109ZM130 48V50H132ZM185 48V49H186ZM8 50L7 51V55H6V51L5 50ZM68 49V48H67ZM89 49H90V47H89ZM101 49V50H100ZM107 49V50H108ZM136 49V50H135ZM158 49V48H157ZM161 49H164V51L166 50L165 49V47H162ZM161 49H159V51H161ZM170 49H171V47H170ZM174 49V48H173ZM172 49V50H173ZM177 49V48H176ZM188 49V48H187ZM199 49H201V48H199ZM230 49H232V47L230 48ZM87 50H88V48H87ZM91 50H92V48H91ZM107 50H105V51H107ZM127 50V49H126ZM125 49H124V51H126ZM146 50V49H145ZM153 50H155V48L153 49ZM152 50V51H153ZM175 50V49H174ZM2 51V52H1ZM3 51L5 52V54L3 53ZM54 51V50H53ZM69 51V52H70ZM77 51V52H78ZM85 52H86V50H84ZM97 51V52H98ZM101 51V52H100ZM109 51V50H108ZM107 51V52H108ZM129 51V50H128ZM128 51H126L127 53H128ZM150 51V50H149ZM156 51V50H155ZM167 51H169V50H167ZM176 51V50H175ZM193 51V53H195V51L194 50H192ZM197 51H198V49H197ZM50 52V51H49ZM59 52V51H58ZM68 52V51H67ZM68 52V53H69ZM70 52V53H71ZM76 52V53H77ZM84 52V53H85ZM137 52H138V54H137ZM157 52V51H156ZM177 52V51H176ZM199 53H200V51H198ZM229 52H230V50H229ZM39 54L41 53V55H40V58L41 59H43L44 61H43V63H53L54 62V60L53 59H51V58H48V57H46V53L44 52H38ZM61 53V52H60ZM68 53H66L67 55H66V57L67 56H69V54ZM79 53L81 54V52H78L77 54H78V56H80L79 55ZM142 53H144V54H141ZM159 54L160 53H162V52H158ZM168 53V52H167ZM172 54L174 53L173 51L171 52ZM178 53V52H177ZM179 53H181V52H179ZM191 53V52H190ZM64 54V53H63ZM83 54V53H82ZM98 54V53H97ZM98 54V55H99ZM108 54V53H107ZM129 54L133 57V54H131V52L129 51ZM156 55L157 53H155V52H153V55ZM159 54H158V56H157V58L159 57ZM163 54H164V52H163ZM172 54H169V55H172ZM192 54V53H191ZM196 54V53H195ZM195 54H194V56H195ZM55 55H59V54H55ZM61 55V54H60ZM85 55V54H84ZM90 55V54H89ZM151 53H150V56H148V58L150 59V57H151ZM152 55V56H153ZM154 55V56H155ZM162 55V54H161ZM173 55H175V54H173ZM178 55V54H177ZM201 55V54H200ZM64 57H65V54L63 55ZM86 56H88V54H86ZM84 57V58H81L80 60H81V66H76V65H72L71 66V68H68L69 69V72L70 73H68V74H71V75H74V77H76L77 78V80H78V82H79V84H77L78 86H77V88L75 89H72V90H68V88H67V90H56L55 91V93H53L52 95H50L49 96V98L51 97V99H52V96L54 97V96H56V101H54V103H53V106H50V108L48 109V111L44 114V120L47 122V121H49L48 123L50 124V126H51V128H54L55 130H57V132H56V134L59 132V134H61V135H58V136H60V137H62V138H64L65 140H66V142H64V143H66V145H65V149H66V147H67V149L70 147V149H68V150H66V151H72V152H69V153H71L72 155L71 156H73V155H75V156H73V158H75L76 156V158L75 159H77L78 158V156H79V160L80 159H82V158H84L83 156V153L85 152V150H84V152L82 151V148L84 149V147H88V146H92V144H94V142L93 141H95V139L98 137V138H102L103 137V132H104V123H105V119H106V115H108V114H111L110 113V111L108 110V106H110L109 104H111L109 101H108V99L106 98V96H108V95H105L104 93L106 92V87L107 86H109V85H102L101 84V81L102 80H107V79H103V78H105L104 76L105 75H103V70L101 69L100 71H101V73L99 74V69L98 68H101V66L102 65H104V63L105 62H107V64H108V62L109 61H104L103 62V64L102 65H100V67H96V70H94V72L96 71V74L94 75V72L92 71V70H90V73L92 72L93 73V75L95 76V79H97L98 80V82L100 83V85L97 83V80H96V82H95V84H94V82H93V84L90 82V80H89V75H90V73H89V68H91V67H89V60L91 59V58H88V57ZM94 56V54L92 55V56H90V57H93ZM163 56H165V55H163ZM197 56H199L198 54H197ZM96 57H98L97 55H96ZM96 57H94V60L96 59ZM104 57V58H105ZM145 57V58H144ZM162 57V56H161ZM196 57V56H195ZM203 57V56H202ZM230 57V56H229ZM68 58V57H67ZM80 58V57H79ZM78 58V59H79ZM143 58V59H142ZM156 58V56H155V59H157ZM165 58V57H164ZM167 58L168 57H166V61H167ZM194 58V57H193ZM138 59V60H137ZM176 59V58H175ZM192 59V58H191ZM197 59V58H196ZM221 59V58H220ZM102 60V59H101ZM105 60H109L108 58L106 59L105 58ZM144 60V61H143ZM195 60V59H194ZM193 60V61H194ZM68 61H70V60H68ZM67 61V62H68ZM97 61V60H96ZM133 61H129V62H127L128 64L130 63V66H131V63H133ZM151 61V60H150ZM157 61V60H156ZM165 61V60H164ZM163 61V62H164ZM71 62V61H70ZM90 62H92L91 60H90ZM98 62H100V60L98 61ZM146 62H149V61H146ZM145 62V63H146ZM161 62V61H160ZM162 62V63H163ZM167 62H172V64H174L173 63V60L172 61H167ZM73 63V62H72ZM71 63V64H72ZM94 63V62H93ZM141 63V64H142ZM154 60L153 61H151V64H150V62H149V64H150V67L151 68H154L155 66H154ZM162 63H158L157 65H161ZM169 63H167V64H169ZM194 64L193 65H196V64H198L197 63V60H195V62H193ZM196 63V64H195ZM222 63V62H221ZM227 63H225V65H227ZM95 64L97 65V63L95 62ZM147 64V63H146ZM201 63H199V66H201L200 65ZM222 64H224V63H222ZM46 65V64H45ZM48 65V64H47ZM56 66H55V68H56V70H55V68H54V70L56 71V73L58 72V71H61V70H63V69H66L65 68V63H58V64H55ZM91 65H92V63H91ZM106 65V64H105ZM109 65V64H108ZM164 65H165V63H164ZM163 64H162V66H164ZM171 64H169V65H167V67H169ZM148 66V65H147ZM199 66H197V68H199ZM217 66H219V67H221L220 65H218V63H217ZM216 66V67H217ZM224 66V65H223ZM22 67V66H21ZM92 67H94V65H92ZM194 67H196V66H194ZM209 67H210V65H209ZM208 67V68H209ZM22 68H24V67H22ZM103 68H108L107 66H105V67H103ZM151 68H150V70H151ZM165 68V67H164ZM172 68V66L170 67V69ZM97 69H98V71H97ZM109 69V68H108ZM108 69H104V71H106L107 70V72H108ZM155 69V68H154ZM173 69V68H172ZM194 69H196V68H194ZM217 69V68H216ZM220 69V68H219ZM230 69V68H229ZM228 69V67H227V71H224V75H227V74H225V73H227V72H229L230 70ZM158 70V72L157 73H154L153 72V74H152V79L151 80H147V81H144L145 82V85H146V87H145V89L147 90L146 92H148L149 94L148 95H151L150 97L155 101V98H157L156 100H158L159 99V101H156V102H162V100H166V98H163V96L164 95H160L161 93H165V92H163V87L162 86H164L165 87V84H164V82H163V84L164 85H160L161 87H162V89L163 90H161L160 92L161 93H159V91L158 90H160L159 88H157V90L155 91V85L154 84H156V82L158 81V76H160L161 74H163V73H160L159 71V69H157ZM193 70V69H192ZM224 70V69H223ZM68 71V70H67ZM154 71V70H153ZM169 71V70H168ZM174 71V70H173ZM204 71H205V69H204ZM220 71V70H219ZM222 71V70H221ZM66 72V71H65ZM106 72V74H108L109 75V73H107ZM156 72V71H155ZM162 72V71H161ZM177 72V71H176ZM192 73H193V71H191ZM232 72V73H233ZM55 73V74H56ZM59 73V72H58ZM62 73V72H61ZM97 73H98V75H97ZM167 73V72H166ZM179 73V72H178ZM192 73H191V75H192ZM217 73H219L218 71H216L215 72V75H214V82L212 83V92H213V94H212V96H214V98L217 100V102L219 101L220 102V97L222 98V94H221V92L222 91H227L228 90V88H227V90H220V86H219V82H218V77H217ZM64 74H66V73H64ZM164 74H165V72H164ZM185 74V73H184ZM194 74V73H193ZM228 74H231V72L230 73H228ZM58 76H59V74H57ZM62 75H63V73H62ZM99 77V78H96L97 76ZM100 75H102L101 76V79L102 80H100ZM107 75V76H108ZM167 75L168 74H165V76L167 77ZM211 75V74H210ZM68 76V75H67ZM132 76L135 78V79H138L139 80V74L138 73H133L132 74ZM195 76V75H194ZM198 76V75H197ZM233 76V75H232ZM103 77V78H102ZM109 77V76H108ZM176 77V76H175ZM180 77V76H179ZM185 77V76H184ZM223 78V75L222 76H220V79H222ZM228 76H225V78H227ZM59 78V77H58ZM69 78H72L73 79V77H70L69 76ZM164 78V77H163ZM230 78V77H229ZM22 79V78H21ZM55 79V78H54ZM61 79H63V78H61ZM64 79H66V77L64 76ZM94 79V80H95ZM165 79V78H164ZM179 79V78H178ZM188 79V78H187ZM187 79H186V81H185V79H184V81H185V84H187V85H191V84H188V83H186L187 82ZM208 79V78H207ZM69 79H67L66 81H68ZM74 80V79H73ZM70 81V82H73L74 83V81ZM100 80V81H99ZM109 80V79H108ZM176 80V79H175ZM181 79H179V80H177L178 81V83H179V81H180ZM189 80V79H188ZM196 80V79H195ZM206 80V79H205ZM209 80V79H208ZM58 81H59V79H58ZM65 81V80H64ZM135 81V80H134ZM198 81V80H197ZM196 81V82H197ZM200 81H201V79H200ZM200 81H198V82H200ZM225 81H227V79H225ZM225 81L223 82V83H225ZM76 82V81H75ZM109 83H110V81H108ZM107 81H106V83H108ZM165 82H167V81H165ZM195 82V83H196ZM105 83V82H104ZM108 83V84H109ZM111 83H113V82H111ZM137 83H139V82H137ZM167 83H169V82H167ZM177 83V82H176ZM181 83H183V81L181 80ZM201 83V82H200ZM210 83H211V81H210ZM222 83V85H224L225 86V84H223ZM227 83H229L228 81H227ZM230 83H232V82H230ZM75 84V83H74ZM141 84V83H140ZM170 84V83H169ZM169 84H166L167 86H168V88H166L165 90H167V89H169L170 87H169ZM185 84H181L182 86L183 85H185ZM193 84V83H192ZM172 85V84H171ZM220 85H221V82H220ZM233 85V84H232ZM111 86H113V84H111ZM144 86V85H143ZM159 86V87H160ZM192 86V85H191ZM194 86V85H193ZM205 86H206V83H205ZM115 87L117 88V86L115 85ZM172 87V86H171ZM179 87H180V85H179ZM188 86H186V88L184 89V87L182 88V90L184 89V90H186L187 92H188V88H187ZM190 87V86H189ZM203 87V86H202ZM229 87V86H228ZM233 88L235 87V86H232ZM236 87H237V85H236ZM114 89V87H113V89H112V87H110V89H112L113 91L114 90H116L117 92H115V95L117 96L116 98L118 99H116V101L117 102H119V107L118 108H121L123 111H124V109L125 108H127L128 110H129V108L128 107H124V106H127L126 105V103H124L123 101L124 100H122V99H125V101H127V103H129L128 102V99L130 100V96L131 95H133L132 93H134V92H132L131 93V95L129 96L128 94H127V92L128 93H130L129 91H126V92H124L125 93V96L123 95V94H121L120 93V89ZM139 88H140V86H139ZM138 88V89H139ZM142 88V87H141ZM139 89L140 91L142 90V89ZM144 88V87H143ZM173 88V87H172ZM171 88V89H172ZM180 88V89H181ZM197 88H198V86H197ZM231 87H229V89H230ZM108 90V88H107V90H108V93H110L109 91H111V90ZM171 89H169V90H171ZM148 90H150V92L148 91ZM181 90V91H182ZM183 90V91H184ZM194 90V89H193ZM234 90H236V89H234ZM113 92V93H114ZM142 92V91H141ZM140 92V93H141ZM167 92H169L168 90H167ZM166 92V93H167ZM185 92V91H184ZM187 92H185V94H188V97H190L191 95H189V93L190 94H192V95H195V100H193V102H192V100H190V98H187V97H185L186 99L185 100H183L181 97V99L182 100H180V103L182 104H180L179 105V108L178 109H180V107L182 106V107H184V106H193V107H198V110H200V109H202L200 106H202V102L199 100V99H201V98H198V97H196V92H194V94L193 93H191V92H193V91H191V92H189V93H187ZM203 92V91H202ZM208 92V91H207ZM59 93H63L64 94V96L66 95V94H68L69 96H60V97H58V94ZM111 93H112V91H111ZM111 93H110V95H111ZM116 93H119V94H116ZM210 93H211V91H210ZM62 94V95H63ZM182 93L180 92V95H181ZM198 94V93H197ZM204 94V93H203ZM104 95H105V97H104ZM114 95V94H113ZM115 95L114 96H112V99H113V97L115 98ZM119 95V96H118ZM183 95V94H182ZM207 95V94H206ZM229 95H231V94H229ZM111 96H110V99H111ZM124 96V97H123ZM126 96H129V97H126ZM158 96H161L162 98H161V100H160V98L158 97ZM179 96V95H178ZM204 96V95H203ZM62 97V98H61ZM127 98V100H126V98ZM184 97V96H183ZM200 97V96H199ZM225 97V96H224ZM223 97V98H224ZM132 98H135L134 97V95L132 96ZM138 98V97H137ZM196 98H198V99H196ZM203 98V97H202ZM234 98V97H233ZM232 98V99H233ZM48 99V98H47ZM111 99V100H112ZM136 99V98H135ZM140 99V97L138 98V100ZM213 99V98H212ZM21 100V99H20ZM23 100V99H22ZM110 100V101H111ZM113 100H115V99H113ZM137 100V101H138ZM143 99L141 98V101H139V102H142L141 104H143L145 101V99L142 101ZM151 100V99H150ZM25 101H26V99H25ZM46 101V100H45ZM131 102L133 101V100H130ZM152 101V100H151ZM150 101V102H151ZM154 101H152L151 103H153ZM162 102V103H165V102ZM48 102V101H47ZM150 102L148 101V103L149 104H147V102H145L143 105L144 106H146V108H150V107H148V105L149 106H151L152 107V105L153 104H155L156 102H154L153 104H150ZM225 102V101H224ZM236 102V101H235ZM37 103H39V102H37ZM49 103V102H48ZM56 103V104H55ZM112 103H114V102H112ZM135 103H136V100H135ZM135 103H133V104H135ZM162 103H160V104H162ZM167 103V102H166ZM176 103V102H175ZM27 104V103H26ZM25 104V105H26ZM29 104V103H28ZM54 104H55V106H54ZM116 104V103H115ZM114 104V105H115ZM132 104V105H133ZM146 104V105H145ZM23 105V104H22ZM22 105H21V107H22ZM24 105V106H25ZM37 105V104H36ZM112 105V104H111ZM167 105V104H166ZM165 105V108L167 107ZM178 104L176 103V106H177ZM234 105V104H233ZM28 106V105H27ZM30 106V105H29ZM28 106V107H29ZM141 106V105H140ZM155 106H157V103L155 104ZM154 106V107H155ZM158 106H160V105H158ZM163 106H164V104H163ZM205 106V105H204ZM209 106V105H208ZM217 107H218V105H216ZM220 106H222V104H220ZM26 107V106H25ZM28 107H27V109H28ZM115 107V106H114ZM133 107H134V105H133ZM133 107H131L132 108V110H133V112L134 111H136V110H139L140 109V107L137 109H133ZM154 107H153V109H154ZM161 108H163L162 106H160ZM203 107V106H202ZM211 107V106H210ZM233 107V106H232ZM247 107V106H246ZM116 108H117V106H116ZM143 108V107H142ZM142 108H141V110H142ZM156 108V107H155ZM213 108V107H212ZM211 108V109H212ZM220 108V107H219ZM25 109V108H24ZM110 109H112V106L110 107ZM114 109V108H113ZM112 109V110H113ZM120 109V111L119 112H122V110ZM158 109H160V108H158ZM178 109H176L175 111V113L176 114H178V113H180L181 111L180 110H178ZM197 109V108H196ZM224 108H222V110H223ZM128 110H126V111H124V113L125 112H127ZM131 110V109H130ZM131 110V111H132ZM161 110V109H160ZM160 110H157V112L158 111H160ZM222 110H220L221 111V113H222ZM225 110H227V109H225ZM30 111V110H29ZM31 111H33V110H31ZM115 111V109L113 110V112ZM117 111H118V109H117ZM140 111V110H139ZM153 112H154V110H152ZM214 111H215V109H213V113H214ZM228 111H230V110H228ZM35 112V111H34ZM112 112V111H111ZM137 112V111H136ZM136 112L134 113V114H136ZM147 112H149V110L147 111ZM152 112V113H153ZM161 112V111H160ZM164 112V111H163ZM199 112H201V111H199ZM207 112H208V110H207ZM211 112V114H213ZM225 112V111H224ZM231 112V111H230ZM33 113V112H32ZM115 114H116V112H114ZM118 113V112H117ZM141 113V112H140ZM155 113H156V111L154 112V115H155ZM159 113V112H158ZM162 113V112H161ZM161 113H159L160 115H161ZM174 113V114H175ZM220 113V114H221ZM225 113H227V112H225ZM28 114H29V112H28ZM27 114V115H28ZM120 114V113H119ZM129 114V111H128V113H127V115ZM137 114H138V112H137ZM157 114V113H156ZM163 114V113H162ZM175 114V115H176ZM244 114V113H243ZM46 115H48L47 117H46ZM113 115V114H112ZM121 115V114H120ZM127 115H126V113L125 114H123V115H121V116H123V117H127ZM131 115H133V113L131 112L130 113V116ZM140 115V114H139ZM138 115V117H136L135 118V116L133 115V118L131 117L130 119H131V123H132V119H134V121L137 119V118H139L140 116ZM144 115V114H143ZM143 115L140 117V118H144V119H149L150 121H152V120H154L155 118V116L153 117L154 119H152L151 118V116H153V114L152 115H147V114H145L146 116H144L143 117ZM179 115V114H178ZM181 115V114H180ZM214 116H213V118H212V120L209 122L210 124H213L214 125V127H216V126H218V124H217V117L215 116V114H213ZM247 115V114H246ZM34 116V115H33ZM121 116H120V120H121ZM130 116H128V118L130 117ZM159 116V115H158ZM162 116V115H161ZM211 116V115H210ZM36 117V116H35ZM41 117V118H42ZM114 117H116V116H114ZM113 117V118H114ZM43 118L42 119H40V120H43ZM110 118H112V116H110ZM112 118V119H113ZM119 118V117H118ZM172 118H174L175 119V117H172ZM178 117H176V119H177ZM38 119V118H37ZM160 119H161V117H160ZM39 120V119H38ZM117 120H119V119H117ZM124 118H123V122H124ZM149 120H147V124H148V121ZM232 120V119H231ZM126 121H128V120H126ZM130 121V120H129ZM128 121V122H129ZM137 121V120H136ZM139 121H142L141 119L140 120H138L137 121V125H135L136 124V122H135V124H133V126L135 125V127L136 126H138V123L139 124H141L143 121H144V123H145V120H143L142 122H139ZM156 121V120H155ZM154 121V122H155ZM158 121H161L162 122V119L161 120H158ZM178 121V120H177ZM179 121H180V119H179ZM36 122V121H35ZM38 122V121H37ZM43 122V121H42ZM115 122H117V121H115ZM187 122V124H185ZM230 122V121H229ZM233 121H231L230 123H232ZM14 123V122H13ZM17 123V122H16ZM144 123H142V128L141 129H144V127H143V125H145ZM151 123H153V121L151 122ZM150 123V124H151ZM158 123H160V122H158ZM208 122H206V124H207ZM208 123V126H210V124ZM222 123V122H221ZM3 124V123H2ZM5 124V123H4ZM12 124V123H11ZM37 124V123H36ZM47 124V123H46ZM127 124H129V123H127ZM185 126H184V125ZM220 124V123H219ZM15 124H13V126H14ZM40 125H43V124H41L40 123ZM120 125V126H119ZM149 125V124H148ZM148 125H146V126H148ZM156 125L158 126V124L156 123ZM155 125V126H156ZM174 125V124H173ZM176 125V124H175ZM216 125V126H215ZM222 125H225V124H223L222 123ZM221 125V126H222ZM12 126V125H11ZM16 126V125H15ZM44 126H46V125H44ZM49 125H48V127H50ZM118 126L119 127H117V128H122L121 130L122 131H127L128 129V127H126V128H124V127H121V124H118ZM123 126V125H122ZM132 126V127H133ZM140 126V127H141ZM159 126H160V124H159ZM17 127H18V124H17ZM135 127H133V129L135 128ZM207 126H205V128H206ZM212 127V126H211ZM3 128V127H2ZM116 128V130H113V131H115V132H120V130H118ZM131 127H129V129H130ZM148 128V127H147ZM154 128V127H153ZM158 129L160 128V127H157ZM210 128V127H209ZM217 128V127H216ZM221 128V127H220ZM6 129V128H5ZM133 129H130V130H132V131H130V132H132L133 133V131H134V134H135V132H137L138 130H133ZM140 129V131H139V133L140 132H142V130ZM149 129V128H148ZM150 129H152V126L150 125ZM218 129H219V127H218ZM39 130H41V129H39ZM154 130H157L156 128L154 129ZM160 130V129H159ZM158 130V131H159ZM210 130V129H209ZM214 130H215V128H214ZM214 130H213V132H214ZM41 131H43V130H41ZM41 131H38L39 133L41 132ZM152 131V130H151ZM220 131V130H219ZM218 131V132H219ZM110 132H111V130H110ZM154 132H156V131H154ZM37 133V132H36ZM126 133H129V131H127ZM42 134V133H41ZM44 134H46V132L44 133ZM43 134V136H45ZM114 134L115 133H113L112 135H113V137H112V135H111V137L110 138H107V140H105V138L103 139L104 140V142L106 141L107 143H106V146H104L103 144H102V146H104V149H105V152L109 155H111L112 153V148L114 147H111L112 145H111V142H112V140H111V142H110V139L111 138H114ZM124 134H125V132H124ZM130 134V133H129ZM137 134V133H136ZM136 134L134 135V136H136ZM148 134V133H147ZM151 134H152V132H151ZM159 134V133H158ZM158 134H156V135H158ZM166 134V133H165ZM47 136H48V134H46ZM56 135V136H57ZM110 135V134H109ZM119 135V137H120V142H122V140H121V136L123 135H121V134H117V136ZM141 135V134H140ZM160 135V134H159ZM215 135V136H214ZM57 136V137H58ZM125 136V135H124ZM129 136H131V134L129 135ZM138 136V135H137ZM152 136H153V134H152ZM60 137H58L59 139H60ZM108 137V136H107ZM126 137V136H125ZM140 137V136H139ZM151 136L149 135V138H150ZM153 137H155V135L153 136ZM156 137H158V136H156ZM164 136H162V139L164 140V138H163ZM205 138L204 139V141H203V144L204 143H206V141L208 142V141H213V142H216V143H218L219 142V144H224V149H222L221 150V152L219 153V154H212V155H208L206 152H204L200 147V143H198V139L200 138ZM61 138V139H62ZM100 138V139H101ZM142 137H140V138H137V139H141ZM146 138V137H145ZM148 138V139H149ZM152 138V137H151ZM158 138H161V136L160 137H158ZM186 138V139H185ZM60 139V140H61ZM64 139H62L61 140V142L63 143V140ZM101 139V140H102ZM114 139H118V137L116 138V135H115V138ZM124 139V138H123ZM132 139H133V136H132ZM148 139H147V141H148ZM153 139V138H152ZM156 139L157 138H155V140H154V144H155V141H156ZM41 140H43V137H41ZM40 140V141H41ZM127 140H131V139H127ZM126 140V141H127ZM96 141H98V143H99V139L97 140L96 139ZM117 140H115L114 141V143L116 142ZM123 141H125V140H123ZM151 142L153 141V140H150ZM166 141V140H165ZM165 141H164V144L162 143V146L165 148L166 146H164L165 145ZM42 142V141H41ZM45 142V141H44ZM48 142V141H47ZM102 142V141H101ZM118 142V141H117ZM127 142H129V141H127ZM127 142H125L126 144H128ZM162 142V141H161ZM160 140H159V147H160V150L162 149L161 148V146H160ZM199 142H200V140H199ZM46 143V142H45ZM44 143V144H45ZM67 143H68V145H69V147L67 146ZM97 143V144H98ZM130 143V142H129ZM134 143V142H133ZM135 143H136V141H135ZM138 143H140V145H141V141H139L138 140ZM142 143H144V141L142 142ZM152 143V144H153ZM156 143H158V140L156 141ZM43 143H41V145H42ZM116 144H118V143H116ZM123 144V143H122ZM153 144V146H155ZM167 144V143H166ZM189 144V145H188ZM215 144V143H214ZM219 144H218V146H219ZM2 145V144H1ZM131 145V144H130ZM129 145V146H130ZM139 145V144H138ZM146 145V144H145ZM148 145H150V144H148ZM186 145H188V146H190V147H188L187 149H186V147H184V146H186ZM2 146H4V145H2ZM94 146V145H93ZM126 146V145H125ZM136 146H137V144H136ZM142 146V145H141ZM140 146V147H141ZM169 146V145H168ZM167 146V147H168ZM181 146H183L184 147V151H182L181 149H180V147ZM99 147V146H98ZM133 146L131 145V148H132ZM159 147H156V148H159ZM45 148H46V146H45ZM94 148V147H93ZM116 148V147H115ZM120 148V147H119ZM125 148V147H124ZM144 148V147H143ZM155 148V147H154ZM169 148V147H168ZM167 148V149H168ZM219 148V147H218ZM7 149H9V148H7ZM64 149V150H65ZM90 149H91V147H90ZM90 149H87L88 150V152H89V150ZM148 149V148H147ZM150 149H152V147H150ZM205 149H207V148H205ZM3 150H5V149H0V157L1 156H4V157H6L7 158V160H6V162H4V160L3 159H5V158H1L0 160L2 161L1 163H0V191H1V193L3 194V195H5L4 197H5V199L10 203V206H11V209L9 210V216L11 215V216H13L15 219L14 220H16L17 221V223L16 224H18V225H20V223H23L24 225H26L25 227H27V225H28V228H27V232L29 233L30 232V230H28V229H30L29 228V226L30 227H32L33 228V225H35V221H36V219L35 218H32V215L31 214H33V213H30V215L28 214V212H27V207H23V205H22V203H21V200L23 199L22 197L24 196L23 195V191H28V189H29V186H30V184H31V182H30V180H28V179H26V177H25V175L24 174H26L28 171L26 170V173L24 172H22V170L20 169V163H16L15 161V159L12 157H10L11 156V154L10 155H8L7 154V152H3ZM86 150V151H87ZM158 150V149H157ZM157 150L155 151L154 150V152H157ZM159 150V151H160ZM164 150V149H163ZM166 150V149H165ZM11 151V150H10ZM92 151V150H91ZM96 151V150H95ZM119 151H120V149H119ZM140 151V150H139ZM168 151V150H167ZM166 151V152H167ZM206 151V150H205ZM87 152V154H89V155H92V154H90V152L88 153ZM99 152V151H98ZM125 152V151H124ZM136 152V151H135ZM148 152H150V151H148ZM151 152H153V149L151 150ZM154 152L152 153V154H154ZM165 152V151H164ZM230 152V153H229ZM64 152H62V154H63ZM86 153V152H85ZM96 153V152H95ZM128 153V152H127ZM158 153V152H157ZM163 153V152H162ZM161 153V151H160V155L162 154ZM15 154H17V153H15ZM118 154H122L121 152H118ZM126 154V153H125ZM124 154V155H125ZM151 154V153H150ZM151 154V155H152ZM159 154V153H158ZM164 154V153H163ZM94 156L93 157H95L96 155L95 154H93ZM17 156V155H16ZM86 156H88V155H86ZM121 156H123V155H121ZM154 156V155H153ZM153 156H150V157H152V159H153ZM91 157V156H90ZM89 157V159L91 160V158ZM127 157V156H126ZM126 157H123V158H126ZM149 157V158H150ZM88 158V157H87ZM87 158L85 157L84 158V160L86 159L87 160ZM149 158H147V159H149ZM12 159V160H11ZM14 159V160H13ZM88 159V160H89ZM94 158H92V160H93ZM99 159H100V157H99ZM98 158L96 159V160H99ZM113 159V158H112ZM87 160V161H88ZM76 161V160H75ZM95 161V160H94ZM125 161H127V159L125 160ZM151 161V160H150ZM78 162V161H77ZM76 162V163H77ZM81 162V160L79 161V165H78V169L76 168V170L78 171L79 169H80V172H81V170H82V168H83V164L84 163H87V162H84L83 164H81L80 163ZM83 162V161H82ZM96 162H98V161H96ZM96 162H94V163H96ZM128 163H129V161H127ZM131 162V161H130ZM148 162H149V160H148ZM89 163V162H88ZM151 163V162H150ZM78 164V163H77ZM76 164V165H77ZM81 164V165H80ZM139 164H140V162H139ZM142 164V163H141ZM146 165V164H145ZM150 164H148V166H149ZM140 167H141V165H139ZM151 166H149V167H151ZM76 167V166H75ZM26 168V167H25ZM139 168V167H138ZM142 168V167H141ZM84 169V168H83ZM86 169V168H85ZM82 171H85V170H82ZM86 171H88V169L86 170ZM137 171H139V170H137ZM83 173V172H82ZM88 173H91L90 171L88 172ZM80 175H78V176H81V173H79ZM137 174V173H136ZM85 175H86V173H85ZM89 175V174H88ZM140 175V174H139ZM142 175V174H141ZM84 176V175H83ZM82 176V177H83ZM89 176H91V174L89 175ZM148 176V175H147ZM146 177V176H145ZM145 177H143V178H145ZM149 177V176H148ZM148 177H147V180H148ZM153 178H152V180H153ZM9 179H12L13 181H14V185L13 186H11L10 184H9V182H8V180ZM89 178H87V180H88ZM120 179V178H119ZM96 180H98V179H96ZM146 180V181H147ZM10 181V180H9ZM30 183H29V182ZM101 181V180H100ZM118 181V180H117ZM120 181V180H119ZM138 181V180H137ZM143 181V179L141 180V182ZM145 181V182H146ZM151 180H149L148 182H150ZM86 182H88V181H86ZM91 182V181H90ZM140 182V181H139ZM144 182V183H145ZM153 182L154 181H151V184L149 183H146L145 185H151L150 187H152L154 184H153ZM224 182H226L227 184H225V186H224ZM98 183V182H97ZM137 183V182H136ZM103 184H101V186H102ZM139 185V184H138ZM156 185V184H155ZM158 185V184H157ZM95 186H98V184L97 185H95ZM102 188L103 189H105L104 188V186H102ZM103 189H101V190H103ZM141 189V188H140ZM143 189V188H142ZM150 189L151 188H149L148 189V186H146V191L147 192H149V194H151L150 193ZM162 189V188H161ZM74 190V189H73ZM109 190V189H108ZM103 191H106V189L105 190H103ZM124 191V190H123ZM144 191V190H143ZM143 191H142V194L141 195H143ZM152 192H155L156 194H157V192H156V188H152V190H151ZM233 191V192H232ZM29 193H31L30 191H28ZM27 192V193H28ZM107 192V191H106ZM106 192H104V193H106ZM122 192V191H121ZM139 193H140V191H138ZM80 193V192H79ZM79 193H78V195H79ZM146 193V192H145ZM154 193V194H155ZM159 193V192H158ZM161 193V192H160ZM26 194V193H25ZM109 194L110 195H112L113 196V194H111V193H107V195H108V198H109ZM162 194V193H161ZM230 193H228V195H229ZM23 195V196H22ZM122 195V194H121ZM124 195H126V194H124ZM146 195H148L147 193H146ZM232 195V196H233ZM29 196V195H28ZM81 196V195H80ZM111 196V197H112ZM138 196H140V194L138 195ZM162 196V195H161ZM225 196H227V195H225ZM36 197V196H35ZM141 197H143V196H141ZM140 197V198H141ZM113 199H110L109 198V201L111 202H116L115 204H116V206H118L117 205V200L115 199V198H117V197H112ZM123 198H125V197H123ZM143 198H146V197H143ZM149 198V197H148ZM211 198H212V201H209V200H211ZM232 199H233V197H231ZM34 199V198H33ZM115 199V200H114ZM118 199V198H117ZM222 199V200H221ZM114 200V201H113ZM143 200V199H142ZM148 200V199H147ZM154 200V199H153ZM221 200V201H220ZM80 201H81V199H80ZM155 201H156V199H155ZM163 201H165V200H163ZM162 201V202H163ZM34 202V201H33ZM32 202V203H33ZM150 202V201H149ZM166 202V201H165ZM228 202V201H227ZM78 203V202H77ZM250 203V202H249ZM24 204V203H23ZM35 204L37 205L38 203H36V201H35ZM35 204H33L34 205V207H35ZM221 204H223V203H221ZM40 206H41V204H39ZM39 205H38V207H39ZM109 205H110V203H109ZM108 205V206H109ZM148 205V204H147ZM150 205V204H149ZM153 205V204H152ZM152 205L151 206H148L149 208L150 207H152ZM77 206V205H76ZM113 208H114V206H113V204L111 205ZM154 206V205H153ZM156 206V205H155ZM158 206H161L162 207V205H159L158 204ZM230 206V205H229ZM79 207V206H78ZM110 207V206H109ZM112 207H110V209H113ZM125 207V206H124ZM0 208H2V207H0ZM118 208V207H117ZM146 208V207H145ZM153 208V207H152ZM207 208L209 209L208 211H207ZM216 208H219L220 210H221V212H219L218 214L216 213ZM230 208V207H229ZM109 209V210H110ZM115 209V208H114ZM113 209V210H114ZM128 209H132V208H128ZM156 209V208H155ZM113 210H111V211H113ZM130 210H128V212L130 211ZM146 210V209H145ZM150 210V209H149ZM219 210V211H220ZM235 210V209H234ZM257 210H262V208L261 209H252L251 210V212L249 213V216H251V215H253V213L255 212V211H257ZM133 211V210H132ZM151 211V210H150ZM156 211H158V209L156 210ZM159 211H161V209L159 210ZM145 212V211H144ZM143 212V213H144ZM148 212V211H147ZM146 212V213H147ZM260 212V211H259ZM258 212V213H259ZM112 213V212H111ZM117 213V212H116ZM116 213H112V215H115L114 216V218H116V216H118L119 218L118 219H120V217L121 216H119V215H121V214H119V215H117ZM118 213H120L119 211H118ZM158 213V212H157ZM164 213V212H163ZM222 213V214H221ZM149 216H150V212L149 213H147ZM162 214V213H161ZM73 215V214H72ZM132 215V214H131ZM7 216V215H6ZM133 216H135V215H132V218H133V220H134V218L135 217H133ZM155 216V218H156V215H154ZM160 216H162V215H160ZM1 217V216H0ZM148 217V216H147ZM151 217H152V215H151ZM149 218V217H148ZM167 218V217H166ZM219 219L220 221H218V224H213L212 222H210V221H212V220H215V219ZM1 219V218H0ZM11 219V218H10ZM32 219H35V220H32ZM136 219V218H135ZM7 220H9V218H7ZM31 220H32V222L34 221V223H32L31 222ZM117 220V219H116ZM122 220V219H121ZM144 220H146V218L144 219ZM164 220V219H163ZM170 220V221H171ZM178 220V221H177ZM209 220V221H208ZM13 221V220H12ZM148 221H149V219H148ZM167 221V220H166ZM263 221V220H262ZM7 222H10L11 223V221H7ZM14 222V221H13ZM117 222V221H116ZM120 222V221H119ZM122 222V221H121ZM158 222H159V220H158ZM168 223H169V220L167 221ZM234 222V221H233ZM136 223V222H135ZM140 223V222H139ZM138 223V224H139ZM264 223V222H263ZM22 224V226H24ZM120 224V223H119ZM123 224H124V221H123ZM123 224L121 225V227L123 226ZM137 224V225H138ZM165 224H167V223H165ZM125 225H126V223H125ZM124 225V226H125ZM162 225H164V224H162ZM170 225V224H169ZM123 226V227H124ZM127 226V225H126ZM153 226V225H152ZM151 226V227H152ZM14 227V226H13ZM12 227V228H13ZM128 227V226H127ZM139 227V226H138ZM19 228H21V227H19ZM24 228V227H23ZM120 228V227H119ZM131 228V227H130ZM129 228V229H130ZM135 228V227H134ZM142 228V227H141ZM144 228V227H143ZM142 228V229H143ZM153 228H155V227H153ZM170 229H171V227H169ZM175 229V230H178V229ZM25 229V228H24ZM123 229H125V228H122V230ZM148 229H150V226H148ZM147 229V227H146V229H145V233H146V230H148ZM23 229L21 228V231H22ZM121 230V229H120ZM121 230V231H122ZM246 230V229H245ZM260 230V229H259ZM126 231V235H127V242H128V244H129V247L128 246H126V249H127V247H128V250H129V255L127 256V257H129L128 259L130 260H128L129 261V263H126L125 261H124V263L125 264H142V261H144V263H146L145 262V260L144 259H146L147 261H148V263L147 264H149V263H151L152 261L151 260H153L154 259V257H152L151 255H149L148 253H146V250H145V252H143V255L141 254V253H138V249L137 248H139L140 247V249H141V246L139 245H136L135 244V241H134V239H133V237H135V236H132V232H134V230H132V232H131V230H125ZM124 230L122 231V232H125ZM144 231V230H143ZM143 231H140L141 233H143ZM150 231V230H149ZM154 231V230H153ZM155 231H156V228H155ZM152 232V233H157V232ZM171 231V230H170ZM23 232H25V230L23 231ZM27 232H25L26 234H27ZM121 232V233H122ZM136 232V231H135ZM24 233V234H25ZM150 233V232H149ZM159 233V232H158ZM169 233V232H168ZM182 233H183V231H182ZM125 234V233H124ZM123 234V235H124ZM160 234V233H159ZM28 235V234H27ZM29 235H30V233H29ZM161 235V234H160ZM164 235V234H163ZM184 235V234H183ZM136 236H138V234L136 235ZM145 236H146V234H145ZM164 236H166V235H164ZM173 236H175L174 235V233H173ZM180 236V235H179ZM182 236V235H181ZM187 236V235H186ZM189 236V235H188ZM125 237V236H124ZM142 237V236H141ZM153 237H155V235L153 234H151L150 233V236L148 235V238L147 239H149V240H153ZM176 237H178V236H176ZM183 237V236H182ZM260 238H259V241L258 240H251V239H249V237L248 236H246L245 234H240L239 233V235H237V237H236V240H235V242H234V244H233V246L232 247H229V248H225V249H221V241L219 242V239H220V236L218 237H216L215 238V241L213 242V243H207V244H204V249H206V250H204V249H202L201 248V252L204 254L205 253V255L206 256H211L212 258H210V260L208 261V262H206V263H209V262H211V263H214V264H234V263H236L237 261H242L243 262V260L245 259V260H247L246 258H248V256H249V252H254L256 255L255 256H262V254H263V252H264V238L263 237H261V235L259 236ZM3 238V237H2ZM25 238V237H24ZM26 238H28V239H30L31 238V236H28V237H26ZM179 238V237H178ZM177 238V239H178ZM184 238H186L185 236H184ZM189 238V237H188ZM32 239V238H31ZM139 239V238H138ZM146 239V240H147ZM159 239V238H158ZM1 240V239H0ZM33 240V239H32ZM137 240V239H136ZM159 240H161V239H159ZM179 240V239H178ZM1 241H3V240H1ZM5 241H7V240H5ZM25 241H27L28 242V240H25ZM124 241H125V244L127 243L126 242V240L124 239ZM145 241V240H144ZM158 241V240H157ZM181 241V240H180ZM201 241V240H200ZM30 242H31V240H30ZM32 242H34L35 243V241L33 240ZM160 242V241H159ZM169 242V241H168ZM233 242V241H232ZM33 243V244H34ZM65 243H66V241H65ZM139 243V242H138ZM178 243V242H177ZM29 244V243H28ZM66 244H68V243H66ZM66 244H64V245H66ZM185 244V243H184ZM183 244V245H184ZM187 244V243H186ZM193 244H195V243H192V245ZM35 245H36V243H35ZM127 245V244H126ZM144 245V244H143ZM167 245H169V244H167ZM174 245V244H173ZM196 245V244H195ZM197 245H198V243H197ZM30 246V245H29ZM171 246V245H170ZM33 247H34V245H32V249H33ZM144 248L143 249H145V245L143 246ZM155 247H157V249H158V246H155ZM172 247V246H171ZM177 247V246H176ZM193 247H194V245H193ZM64 248H65V246H64ZM122 248V247H121ZM178 248V247H177ZM187 248V247H186ZM190 248V247H189ZM196 248V247H195ZM31 249V250H32ZM126 249H122L123 251H125L126 252V254H127V250ZM157 249H156V251H157ZM184 249V248H183ZM197 249H198V246H197ZM111 250V249H110ZM110 250H109V253H113V254H115L113 251H111L110 252ZM121 250V249H120ZM119 250V251H120ZM152 251L151 252H153L152 254H154L155 252H154V250H155V248L153 249V245H152V249H151ZM33 251V250H32ZM115 251V250H114ZM141 251H144V250H141ZM116 252V251H115ZM148 252V251H147ZM158 252V251H157ZM156 252V253H157ZM160 252V251H159ZM118 253V252H117ZM116 253V255H118ZM150 253V252H149ZM20 254V253H19ZM119 254H121V253H119ZM124 254V253H123ZM151 254V253H150ZM125 255V254H124ZM123 255V257H125ZM252 255H254L253 253H251V256ZM110 256H112V258L114 259V255H109L108 254V256H104L103 258L106 260L108 257H109V259L108 260H106L105 261V263L104 264H114L116 261H114L112 258H110ZM120 257L122 256V255H119ZM151 256V257H150ZM160 256V255H159ZM163 256V255H162ZM250 256V257H251ZM117 258V259H119V262L120 263H123V262H121L122 261V259L121 258ZM122 257V258H123ZM149 257L151 258V260H150V262H149ZM240 257V258H239ZM2 258V257H1ZM0 258V259H1ZM153 258V259H152ZM157 258H158V256H157ZM156 258V259H157ZM160 258V257H159ZM165 258V257H164ZM239 258V259H238ZM263 258V257H262ZM123 259H125V258H123ZM143 259V260H142ZM160 259H162V258H160ZM237 259V260H236ZM251 259V258H250ZM2 260V259H1ZM121 260V261H120ZM159 260V259H158ZM174 260H175V258H174ZM181 260H183V259H181ZM245 260H244V262H245ZM103 261V260H102ZM126 261H127V259H126ZM127 261V262H128ZM157 260H155V262H156ZM163 261V260H162ZM168 261V260H167ZM200 262L202 261V259L201 260H199ZM118 262V261H117ZM158 263H159V261H157ZM155 263V264H158V263ZM172 262V261H171ZM175 262V261H174ZM241 262V263H242ZM251 262V261H250ZM143 263V264H144ZM160 263H161V261H160ZM164 263H167L166 262V259H165V262ZM252 263V262H251ZM119 264V263H118ZM250 264V263H249ZM259 264V263H258Z\"/></svg>",
    "mask_w": 264,
    "mask_h": 264
},
{
    "label": "snow or ice",
    "instance_id": "obj_3",
    "mask_svg": "<svg viewBox=\"0 0 264 264\" xmlns=\"http://www.w3.org/2000/svg\"><path fill=\"white\" fill-rule=\"evenodd\" d=\"M13 5L21 13L39 12L43 5V0H0Z\"/></svg>",
    "mask_w": 264,
    "mask_h": 264
}]
</instances>
